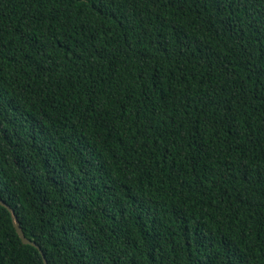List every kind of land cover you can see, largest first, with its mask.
<instances>
[{
	"label": "trees",
	"instance_id": "trees-1",
	"mask_svg": "<svg viewBox=\"0 0 264 264\" xmlns=\"http://www.w3.org/2000/svg\"><path fill=\"white\" fill-rule=\"evenodd\" d=\"M0 197L48 264H264V0H0Z\"/></svg>",
	"mask_w": 264,
	"mask_h": 264
},
{
	"label": "water",
	"instance_id": "water-1",
	"mask_svg": "<svg viewBox=\"0 0 264 264\" xmlns=\"http://www.w3.org/2000/svg\"><path fill=\"white\" fill-rule=\"evenodd\" d=\"M0 205L4 206L9 211L11 221H12V225H13L17 235L19 236L20 240L22 241V243L30 244V245H33L34 247H36L42 256L43 264H48L40 246L38 244H36L33 240H31L25 236V234L22 230V227L20 225V222H19V220L15 214L14 209L8 203H6L1 197H0Z\"/></svg>",
	"mask_w": 264,
	"mask_h": 264
}]
</instances>
